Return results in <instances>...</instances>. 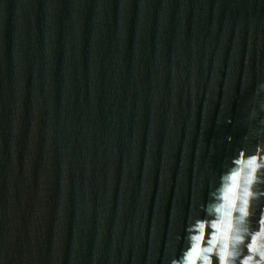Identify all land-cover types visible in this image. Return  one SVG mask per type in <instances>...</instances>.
Segmentation results:
<instances>
[{
  "label": "water",
  "instance_id": "water-1",
  "mask_svg": "<svg viewBox=\"0 0 264 264\" xmlns=\"http://www.w3.org/2000/svg\"><path fill=\"white\" fill-rule=\"evenodd\" d=\"M253 155L258 230L264 0H0L5 264H182Z\"/></svg>",
  "mask_w": 264,
  "mask_h": 264
},
{
  "label": "clouds",
  "instance_id": "clouds-1",
  "mask_svg": "<svg viewBox=\"0 0 264 264\" xmlns=\"http://www.w3.org/2000/svg\"><path fill=\"white\" fill-rule=\"evenodd\" d=\"M259 167L261 165L256 164L255 171ZM233 173L229 175V179L233 183L223 194V203L212 209V212L220 213L210 223V226L216 231L207 241V246L202 247L200 234L203 232L204 223H200L198 228L194 225L193 234L189 237L191 245L184 253L182 264H198V262L199 264H209V254L213 252L218 256L219 264H237V258L242 253L241 245H245L247 255L239 260V264H264V208L260 209L258 230H251L247 219L251 215L249 211L250 198L256 196V193L250 190V185L256 177L253 179L248 174L243 185H240L232 179ZM237 188L240 189L239 194H237ZM259 195L264 196V191L260 192ZM234 212L239 213V215L235 216L233 225ZM197 232L198 234H196ZM246 239L249 242L245 244ZM0 264H5L3 257H0ZM171 264H177V261L173 259Z\"/></svg>",
  "mask_w": 264,
  "mask_h": 264
},
{
  "label": "snow or ice",
  "instance_id": "snow-or-ice-1",
  "mask_svg": "<svg viewBox=\"0 0 264 264\" xmlns=\"http://www.w3.org/2000/svg\"><path fill=\"white\" fill-rule=\"evenodd\" d=\"M243 155V154H241ZM257 157L255 155L251 156L248 161H247V164L248 166L250 167L251 171L248 173L253 179L255 178V165H256V161H257ZM237 164L241 163L240 160H237L236 161ZM239 173L238 172H234L233 175H232V179L235 181L236 178L238 177ZM260 218V217H259ZM206 227H205V224H204V227H203V232L200 234V241L202 242L205 238H206ZM209 264H213V260L212 258L209 257Z\"/></svg>",
  "mask_w": 264,
  "mask_h": 264
}]
</instances>
